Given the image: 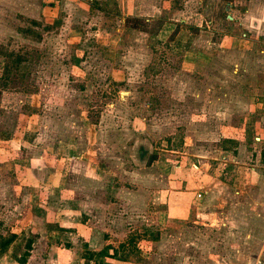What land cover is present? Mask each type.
I'll list each match as a JSON object with an SVG mask.
<instances>
[{"label":"rangeland","instance_id":"374dc122","mask_svg":"<svg viewBox=\"0 0 264 264\" xmlns=\"http://www.w3.org/2000/svg\"><path fill=\"white\" fill-rule=\"evenodd\" d=\"M79 2L77 10L75 0H0V44L6 49L0 54V77L10 66L7 78L0 80V186L7 187L0 189V200L7 197L12 208L19 205L16 215L6 214L5 221L0 208V235L13 231L20 219L28 223L32 213L25 210L30 207L12 192L18 185L29 191L39 188L28 162L48 155L49 167L64 169L68 188L82 184L81 174L72 171L88 168L90 175L98 174L95 179L102 188L93 196L105 206L91 209L95 219L103 221L92 222V227L109 231L118 246L119 264H201L197 237L209 241L214 236L224 247L223 231H200L192 217L158 224L159 213L167 207L162 191L171 185L175 190L173 181L184 180L178 191H171L169 202L179 214L181 199L175 195L189 185L193 169L189 164L190 171H184L185 166L175 174L171 165H184L185 158L193 163L197 159L192 155L208 157L220 138L240 132L248 117L242 102L252 101L249 95L257 98L263 89L264 32L254 29L258 24L245 10L264 13V0H139L143 15L152 6L148 15L158 8L162 20L130 18L125 24L120 9L128 10L130 0L119 8L115 0ZM68 4H75L73 16ZM28 29L34 34L22 32ZM200 50L201 60L196 59ZM14 53L28 59L19 69L12 66ZM252 75L262 79L252 81ZM254 132L246 131L243 137L253 141L259 137ZM70 137L78 139L80 147L73 141L66 142L67 147L78 151L59 153L58 142ZM85 137L89 141L84 145ZM141 146L155 155L149 168L138 159ZM134 176L141 177L139 184L154 185L155 193L151 212L145 209L139 222L134 213L146 200L121 199L137 189ZM66 194L53 189L50 199L42 198L47 204L38 215L43 212L54 221L56 212L58 218L71 215L62 212L67 205L56 200L68 204L70 193ZM78 196L74 206L69 204L76 213L86 200L83 192ZM131 237L137 240L128 243ZM21 238L12 245L14 254L24 251V230ZM118 241L124 243L119 246ZM208 241L204 264H233ZM57 242L68 245L65 239ZM85 249L80 247L78 256H87ZM236 249L237 245L234 254Z\"/></svg>","mask_w":264,"mask_h":264},{"label":"crops","instance_id":"0c3cea01","mask_svg":"<svg viewBox=\"0 0 264 264\" xmlns=\"http://www.w3.org/2000/svg\"><path fill=\"white\" fill-rule=\"evenodd\" d=\"M75 1L77 2L75 4L78 10L80 0ZM91 1L93 0H90V2ZM115 1L118 3V8L120 6L119 4L123 1L129 2V0ZM138 1L139 0H130L129 6L127 7L128 10L124 11L120 9L122 23L125 24L127 18H146V21H150V18L152 20H162L159 19L162 14L158 8L152 10V15H148L152 6H150V9L147 8L143 15L141 7H144V5L140 3L139 5ZM100 2H102V0H100ZM75 4H68V6H70L68 8L70 16H73L71 12L74 10ZM90 7H94V5H90ZM100 11H102V9H100ZM167 20L169 22H177L176 20L172 21L170 18ZM180 22L184 23L185 21L180 20ZM255 22L258 24L260 32L263 33L264 14L260 12ZM118 30L120 29H117V31ZM197 53L199 56L196 57V59L199 58L201 60V55L203 54L202 50ZM261 53H264V51H261ZM260 63L264 64L263 60H261ZM249 78H251L252 81L262 79L256 75H252ZM262 83L263 89L259 91L257 98H255L254 95H249L252 101L248 102L244 100V102H242L243 105L241 107L246 108L248 117L244 119V123L240 126V132L235 131L234 133V128L232 127L233 131L231 136L222 137L231 138L236 141L238 143L236 148L233 150H222L218 147L214 149L208 157L191 154L193 159H197L194 160L193 163H190V158H185L184 165H181L178 161L174 166L171 165L175 174L176 170H181L185 166L184 171H186V169L190 171L188 168L189 164L193 169V174L190 176V179H188L189 185L180 191V193L176 192L175 195L177 196V194H179V198L181 199L178 208V212L180 210L179 214L176 213L177 208L171 207L169 202L170 196L172 195L171 191H178L180 188L178 186H182L184 180H179L177 182L173 181L176 185L175 190H172L174 186L171 185L169 189L166 188L162 191V202L163 204L167 203V207L162 213H159L158 224L168 219H173V217L184 218L183 220L192 217L194 218L193 224L198 230L201 229L200 231H206L204 228H206L210 234L223 231L221 234L224 236L222 241L226 244L224 247L217 245V241L220 239H215L214 236L212 238L210 237L209 241L197 237L201 243L200 253L198 255V260L201 264H204V258L207 257V253H209L207 249L204 248V243L207 241L209 244L213 242L216 249L219 248L223 250L226 255L228 254V258L233 259V264H262L264 261V77ZM240 97L244 98L246 96L243 95ZM230 108L229 102L227 109ZM246 131H255L254 135H259V137H253V141L248 140L243 137ZM70 138H68L67 141L58 142L57 150L59 153L63 151L72 154V152L78 151L77 148L80 147L78 142L80 141H77L78 139L76 138ZM71 141L77 144V148L67 147L66 144ZM88 141L89 140L85 137L84 145ZM46 156L48 155L31 159L28 162L31 175L37 177L39 181V184L36 185L39 188L36 189V187L29 191L18 185L13 189L12 195L15 198L24 200L27 209L28 206L30 207L28 210H25V212L27 211L29 214V211H31L32 214L29 215L27 224H25V219L16 221L12 232L15 233L17 237L10 245L7 252L0 258V264H19L17 259L21 254H14L12 249L14 246L13 244H15L17 240L20 241L22 239L21 232L23 230L24 237L27 236V239L32 241L30 254L25 264H119L116 259L119 253L118 246L111 239L112 237L108 233L109 231L106 229L99 230L95 227L93 229L92 227L94 226L92 222L97 224L103 221L100 218L96 220L95 216L91 214V209L94 211L93 207L101 209V207L105 206L104 202L103 204L99 201L96 202L98 199L93 196L94 190L96 193L97 190H101L102 188L100 182H97L95 179V176L98 175L96 171H92L94 175H90L91 172L88 171V168H85L83 171L82 169L72 171L75 175L81 174L78 179L82 181V184H79L80 187L68 188L67 183H70V180L66 179L64 169H59V165L56 168H52L53 166L50 164L49 167L45 162ZM69 158L74 160L79 159L74 156ZM83 163L86 167L88 166V163ZM40 176H42V178L46 176V181H42L43 179H40ZM144 176L145 175L142 174V177ZM134 177V181L137 183V189H131L128 191L131 193L129 194L127 192V196H124V198L121 197V199L129 197L134 203L140 201L142 203V200H146L143 208L137 209L134 213L136 222H139L138 218L142 217L141 215L143 213L146 214L145 209L151 212L149 206L152 204L149 202H154L155 193L154 185L150 187V185L139 184V182H141V177ZM74 178L75 176L73 175L72 179ZM151 182H153V180ZM4 188L7 187L3 185L2 187L0 186V189L4 190ZM53 189L61 193L64 191H66L67 194L70 193L68 204L62 201V198H60V200L56 198V200L59 204L63 203L62 205H67L65 208L61 209V211L67 214L71 213V215L58 218L56 212L54 214L56 217L55 221L46 218L42 214L43 212L38 215L41 210H45V205L47 204L45 199L43 201L42 198L45 197L47 200L50 199L49 196ZM141 189L142 191H140ZM22 190L26 191L24 192ZM82 192L86 196V200L83 202L84 208L83 210L79 208L80 213H76L78 211H74V209L72 211V207H69V204L74 206L73 202H75V195L78 196L82 194ZM120 193L121 195L125 194V192L121 191ZM145 193H147L146 196ZM9 199L10 198L4 197L3 200H0V208L2 207L1 212L4 216V221L8 219L6 214L15 213V216V211L17 208L19 209V205L13 206L12 208L11 205L8 204ZM40 201L43 202V205L40 204ZM78 201L77 199V205L80 204ZM89 205L92 206V208ZM86 209L90 211L89 214L85 213ZM158 238L156 240H158ZM62 239H65L68 245L63 246V244L57 242V240L61 241ZM134 240L137 239L131 237L128 239V243ZM118 243L120 244L119 246H121L124 241H118ZM236 245L237 252L234 254ZM80 247L81 249L82 247L86 248L87 256H78ZM210 251H213V248H210ZM224 253H222V255ZM212 256H214L213 253Z\"/></svg>","mask_w":264,"mask_h":264},{"label":"trees","instance_id":"16d2710c","mask_svg":"<svg viewBox=\"0 0 264 264\" xmlns=\"http://www.w3.org/2000/svg\"><path fill=\"white\" fill-rule=\"evenodd\" d=\"M128 19H130V18H127V20ZM131 19H137V18H131ZM127 20H125V23ZM31 23L34 26L38 25V22H36V21H31ZM46 28H49V27H46ZM22 32L34 34L33 29L22 30ZM38 39L39 40L41 39L40 35L38 36ZM5 52H6L5 46L3 44H0V54H3ZM7 54L9 56H11L10 53H7ZM13 56H14V59L12 62L13 69L14 68L19 69L22 62L25 60H28L27 58L25 59L24 57H22V55H20L19 53H14ZM9 69H10V66L5 67L6 72L4 73V75L2 77H0V80H4L7 78V73H9V71H10ZM237 146H238V143L231 138H220L219 148H221L222 150H233ZM137 154H138L139 161L144 163V168H149L152 165V163L154 162V160L156 159L155 155L153 153L150 154V152L144 146H141L137 150ZM16 237H17L16 234L13 233L12 231L8 232L7 235H0V258L7 252L8 248L15 241ZM130 243H132V242H130ZM31 246H32V241L27 240L25 243V246H24L23 253L17 259V262L19 264H25L26 263V260L30 254Z\"/></svg>","mask_w":264,"mask_h":264},{"label":"flooded vegetation","instance_id":"af4514ba","mask_svg":"<svg viewBox=\"0 0 264 264\" xmlns=\"http://www.w3.org/2000/svg\"><path fill=\"white\" fill-rule=\"evenodd\" d=\"M228 8H231V5H228ZM260 12H261L262 14H264L261 10L256 11V10H254V9L251 8V7H249L248 9L245 10L246 15H247L249 18H251V20H250L251 22H252V20H253V21L255 20V19H254L255 17H258V15H260ZM232 20H234V19L232 18L230 21H232ZM255 23H256V22H255ZM251 28H252V26L250 25L249 28H248V30H247V32H248L249 34L252 33ZM254 29H258V27L254 28ZM255 32L257 33L258 31L255 30ZM244 36H245V35H244Z\"/></svg>","mask_w":264,"mask_h":264},{"label":"water","instance_id":"95a60500","mask_svg":"<svg viewBox=\"0 0 264 264\" xmlns=\"http://www.w3.org/2000/svg\"><path fill=\"white\" fill-rule=\"evenodd\" d=\"M227 19H228V20H231V19H232V17H231L230 15H228V16H227ZM121 94H123V95H124L125 93H121Z\"/></svg>","mask_w":264,"mask_h":264},{"label":"built area","instance_id":"2783aa9c","mask_svg":"<svg viewBox=\"0 0 264 264\" xmlns=\"http://www.w3.org/2000/svg\"><path fill=\"white\" fill-rule=\"evenodd\" d=\"M262 264H264V262H262Z\"/></svg>","mask_w":264,"mask_h":264}]
</instances>
